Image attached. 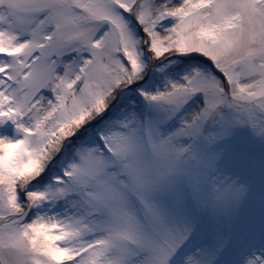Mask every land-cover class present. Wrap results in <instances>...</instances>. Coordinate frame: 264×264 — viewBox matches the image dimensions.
<instances>
[{"label":"snow or ice","instance_id":"1","mask_svg":"<svg viewBox=\"0 0 264 264\" xmlns=\"http://www.w3.org/2000/svg\"><path fill=\"white\" fill-rule=\"evenodd\" d=\"M5 121L0 264H216L230 242L264 264V204L236 231L224 164L239 130L264 139V0H0Z\"/></svg>","mask_w":264,"mask_h":264},{"label":"rangeland","instance_id":"2","mask_svg":"<svg viewBox=\"0 0 264 264\" xmlns=\"http://www.w3.org/2000/svg\"><path fill=\"white\" fill-rule=\"evenodd\" d=\"M155 79L162 87L163 77L157 75ZM22 135L23 133L18 132L15 125L10 121H5L3 124H0V137L15 139L21 138ZM61 164L56 168L61 167ZM224 164L234 175H239L242 182L248 186V195L240 206L239 217L234 225L236 231H241L249 227L254 208L264 204V139L253 136L247 129L239 130L236 136L225 144ZM56 168H53L52 171L49 172L45 180L32 182L28 186V190H45L52 181L53 176L56 175ZM48 178H50L51 181H49ZM33 211L39 212L45 216L57 212L63 214L62 209H57L48 204H45L42 208L34 209ZM224 234L227 236V231H225ZM208 242L211 243V240L209 239ZM218 243H223V241H219ZM235 248L236 246L234 243L230 242L226 245L222 251H220L216 264H221L223 257L227 256ZM185 255L186 253H183L178 258L176 264H183ZM235 264H237V261Z\"/></svg>","mask_w":264,"mask_h":264},{"label":"bare ground","instance_id":"3","mask_svg":"<svg viewBox=\"0 0 264 264\" xmlns=\"http://www.w3.org/2000/svg\"><path fill=\"white\" fill-rule=\"evenodd\" d=\"M239 258H240V257H239ZM239 258H238V259H239ZM238 259H236V261H238ZM233 264H235V262H234Z\"/></svg>","mask_w":264,"mask_h":264}]
</instances>
